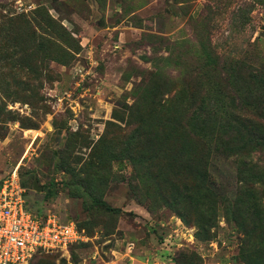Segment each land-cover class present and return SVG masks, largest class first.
Returning a JSON list of instances; mask_svg holds the SVG:
<instances>
[{"label": "rangeland", "instance_id": "374dc122", "mask_svg": "<svg viewBox=\"0 0 264 264\" xmlns=\"http://www.w3.org/2000/svg\"><path fill=\"white\" fill-rule=\"evenodd\" d=\"M263 26L264 0H0V182L16 171L34 212L87 235L28 264H264V180L240 165L264 169V149L234 152L237 117L264 124ZM138 122L156 167L120 155ZM188 153L205 182L185 179ZM186 186L178 212L163 198Z\"/></svg>", "mask_w": 264, "mask_h": 264}, {"label": "built area", "instance_id": "2783aa9c", "mask_svg": "<svg viewBox=\"0 0 264 264\" xmlns=\"http://www.w3.org/2000/svg\"><path fill=\"white\" fill-rule=\"evenodd\" d=\"M25 194L16 171L0 182V264H28L38 252L51 253L86 240L85 230L74 219L34 212Z\"/></svg>", "mask_w": 264, "mask_h": 264}, {"label": "trees", "instance_id": "16d2710c", "mask_svg": "<svg viewBox=\"0 0 264 264\" xmlns=\"http://www.w3.org/2000/svg\"><path fill=\"white\" fill-rule=\"evenodd\" d=\"M251 79L256 83L262 84V78H258L256 74L252 75ZM245 104L249 105V102L248 101H245V103L241 102L240 106H238L237 103H235V106H237L240 109H245L244 108ZM191 114H192V116H190L189 123H188V126H189L188 131L193 135V138L194 137L197 139L203 138L204 140H206L209 137L208 136L209 133L206 132V131H208V128L204 124V120L198 114V111H194ZM236 119H237V122L241 125V136H242L241 140L243 142L241 144H238L235 146L236 148H234V150H235L234 152H236V153L239 152L241 155L244 154L245 152L249 153L250 149L254 145L257 147V149H259V148L264 149V124L262 122L256 121L253 118H249V117H245V118H242V117L238 118L237 117ZM162 125L165 126L166 128H168V126L166 125V122L163 121V122H161V124H159V127H161V129H162ZM180 126H183V125H180ZM180 126L177 125L174 131L180 130L181 129ZM147 134H148V129L144 128V124L141 125L140 122L135 123L133 128H132L131 134L128 137H126V141L124 142L125 145L123 146L122 150L120 151V153H121L120 155H127V157L132 161L134 168H138L142 164H146V163H147V165H152L153 167L157 166V162L155 159L157 155L155 154V152H157L158 149L154 146L151 138L149 136H147ZM165 136L168 137V135H165ZM213 137L214 136L212 134H210V140L208 143H206L207 145L211 143ZM190 151H193V149H190ZM201 159H202L201 156H199V155L197 156L196 154L194 155L191 153L187 154L186 159H182V158L179 159V164H181V166L186 165L185 179L192 177V178H195L196 181L202 180L203 182H205L207 180V175H208L207 167L199 165V162H201ZM166 162H167V165H172L174 163V161L172 159H169ZM240 165H241V171L246 172L248 174V178L251 181H259L260 182V181L264 180V169H262V166L258 165L257 163H254L252 160L246 162L245 158H242L240 160ZM163 167H164V165H163ZM158 175L160 176V179L162 182L161 184L165 187H172L173 188L172 190L177 188V183L179 182V180H181V179H179V180L175 179L172 181H168L164 177V176L169 175L167 172H161L159 174H156L155 177H157ZM175 175L179 176V174H175ZM163 182H169V185L167 186L168 183L163 184ZM162 185L160 186V190H161V188H163ZM186 185H189V184H186ZM84 186L86 189L89 190V184L84 182ZM205 188L208 189L207 186H205ZM184 189H185L184 192L181 193L179 196L175 195V194H177V192H172V195L170 196L169 199L163 198L164 201L166 203L174 205V207H176V210L178 211L179 206L182 203V196H183V198H185V196H191V194H190L191 188L186 186V187H184ZM193 189H195V188H193ZM250 190H251V188L247 189L246 192L250 191ZM163 191H165V189H163ZM252 196H254V194ZM92 199H93V205L96 207L104 208L105 210L110 211V212L111 211L112 212L120 211L119 208L112 207L102 197L93 196ZM241 201L243 202L242 204L247 205L246 201H244V200H241ZM190 204H192V203H190ZM77 224H78V227L80 229L85 230V228L80 226V224L78 222H77ZM78 243H80V242H78ZM74 244H77V243H74ZM74 244H72V245H74ZM72 245H70V246H72ZM43 253H45V252H38L37 254H35L33 256V258L35 256H37L39 254H43Z\"/></svg>", "mask_w": 264, "mask_h": 264}, {"label": "water", "instance_id": "95a60500", "mask_svg": "<svg viewBox=\"0 0 264 264\" xmlns=\"http://www.w3.org/2000/svg\"><path fill=\"white\" fill-rule=\"evenodd\" d=\"M263 29H264V26H263ZM34 188L36 190H39V191L43 190V186L38 184V179L37 178H35V180H34Z\"/></svg>", "mask_w": 264, "mask_h": 264}]
</instances>
